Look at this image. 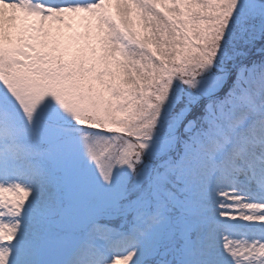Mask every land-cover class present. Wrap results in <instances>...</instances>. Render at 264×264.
<instances>
[{"label":"snow or ice","instance_id":"1","mask_svg":"<svg viewBox=\"0 0 264 264\" xmlns=\"http://www.w3.org/2000/svg\"><path fill=\"white\" fill-rule=\"evenodd\" d=\"M0 264H264V0H0Z\"/></svg>","mask_w":264,"mask_h":264}]
</instances>
